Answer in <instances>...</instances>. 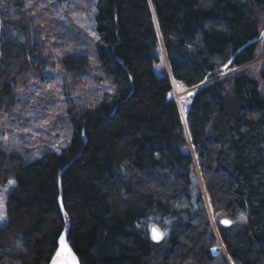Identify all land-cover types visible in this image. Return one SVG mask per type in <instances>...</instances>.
Here are the masks:
<instances>
[{
    "label": "trees",
    "instance_id": "16d2710c",
    "mask_svg": "<svg viewBox=\"0 0 264 264\" xmlns=\"http://www.w3.org/2000/svg\"><path fill=\"white\" fill-rule=\"evenodd\" d=\"M7 1L0 117L20 119L19 86L56 72L58 61L88 89L63 103L58 153L0 149V184L16 181L0 264H49L67 221L80 264H264V88L246 68L257 58L264 0H77L93 21L91 51L54 22L58 0L44 12L45 33L26 0ZM259 77L264 84V68ZM172 80L196 88L183 119ZM207 207L214 217L245 215L217 226L227 260L210 253ZM172 222L167 238L152 239L149 225Z\"/></svg>",
    "mask_w": 264,
    "mask_h": 264
},
{
    "label": "rangeland",
    "instance_id": "374dc122",
    "mask_svg": "<svg viewBox=\"0 0 264 264\" xmlns=\"http://www.w3.org/2000/svg\"><path fill=\"white\" fill-rule=\"evenodd\" d=\"M58 1L60 8L55 13L53 18L54 22H58L66 30L73 29L77 34H80L82 39L85 40V48H82V50L91 51L93 48L92 41H96L97 37L93 29L91 15H87L86 4L83 2L78 3L77 0ZM6 2L8 1L6 0ZM25 2L30 13L36 16V23L41 25L44 30L43 33H45L50 19L44 12L52 14V10L56 8L57 4H53L52 0H26ZM258 25L260 34L257 43V58L249 66H246V68L251 70L253 78L264 88V84L260 82L259 77L260 71L264 68V15L260 17ZM159 53L160 64L158 65L157 71L164 73L168 71L167 62L163 51L160 50ZM56 65L58 66L57 71L45 74L42 80L30 79L25 86H19L18 91L21 104H19L20 106L18 108L22 109L19 113L21 118L13 122L9 114H4L0 117V149L3 151L17 153L23 156V158H26V156L30 157L33 154L32 158L34 156V159H37L39 151L48 150L58 153L60 148L66 143L67 127L65 121H63L65 119L63 103L66 98H75V96L79 95L80 91L83 93L88 88L83 84V87L81 85L79 86L81 79L78 80V78L69 77L66 74L63 75L59 61ZM240 69L242 68L233 70L232 72L239 71ZM224 73L227 72L224 71ZM195 89H186L172 80V91L169 97L175 100L181 119H183V113ZM190 93L191 95H189ZM52 102L53 104L51 106ZM25 106L28 107L24 110ZM22 113H25V115ZM10 181L13 183L10 184ZM15 191L16 181L14 179H8L5 183L0 184V212H3L5 217L8 199ZM203 199L204 201L207 199L204 192ZM207 215L216 241L210 248V253L212 256L222 255L227 260L226 251L217 234V226L222 224L221 220L223 219L231 221L226 227L243 223L245 215L240 213L236 217L231 218L227 215L219 214L214 217L210 208L207 209ZM241 216H243V219H241ZM6 222L7 217L5 223L0 224V226L5 225ZM154 226L165 233L162 238L165 239L169 236L173 222L169 228L167 227L165 229H163L164 226L161 227L156 224L149 225L148 229H150V232ZM213 248L216 251H212ZM227 262L231 264L228 260Z\"/></svg>",
    "mask_w": 264,
    "mask_h": 264
},
{
    "label": "water",
    "instance_id": "95a60500",
    "mask_svg": "<svg viewBox=\"0 0 264 264\" xmlns=\"http://www.w3.org/2000/svg\"><path fill=\"white\" fill-rule=\"evenodd\" d=\"M69 163L70 162H68L64 166V168L67 167V165ZM63 169L59 173V179L61 178ZM58 203H59V206H60V209H61L62 214H64V209H63L62 202H61V193H60L59 198H58ZM223 220H227V219H223ZM222 225L227 226V225H225L223 223H222ZM69 227H70V223H69V221H67L66 227L62 230L61 234H63V236H64V242H65L66 248L67 249H70L71 252L74 253L72 251L71 247L69 246L68 242H67V234H68ZM61 234H60V236L58 238V246H57V249H56V251H55V253H54V255H53V257H52V259H51V261H50L49 264H53L54 258H55V264H71V257L68 255V251L66 249L62 248V245L60 243ZM151 236H152V234H151ZM58 252H59V255H57ZM74 255L77 258V256H76L75 253H74ZM77 260H78V258H77ZM79 264H80V262H79Z\"/></svg>",
    "mask_w": 264,
    "mask_h": 264
},
{
    "label": "snow or ice",
    "instance_id": "6c2138e0",
    "mask_svg": "<svg viewBox=\"0 0 264 264\" xmlns=\"http://www.w3.org/2000/svg\"><path fill=\"white\" fill-rule=\"evenodd\" d=\"M229 63H231V61H229ZM227 67H228L227 64L224 65L225 69H227ZM201 83H203V81ZM189 95H191V93ZM9 183L12 184L13 182L10 181ZM241 219H243V216H241ZM5 221H6V217H5L4 213L0 212V224L5 223ZM221 223H223L225 225H229L231 223V221L223 220V221H221ZM151 234H152V239L154 241H157V242L159 240H161L163 238V236L165 235V233L161 229H159L158 227H155V226L151 229ZM60 243L62 245V248L66 249L68 251V255L71 257V264H79V261L75 257L74 253H72L70 249L66 248L63 234H61ZM212 251H216V249L213 248ZM57 255H59V252L57 253ZM53 264H55V258L53 260Z\"/></svg>",
    "mask_w": 264,
    "mask_h": 264
},
{
    "label": "bare ground",
    "instance_id": "6f19581e",
    "mask_svg": "<svg viewBox=\"0 0 264 264\" xmlns=\"http://www.w3.org/2000/svg\"><path fill=\"white\" fill-rule=\"evenodd\" d=\"M184 114V113H183Z\"/></svg>",
    "mask_w": 264,
    "mask_h": 264
}]
</instances>
